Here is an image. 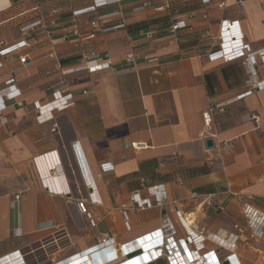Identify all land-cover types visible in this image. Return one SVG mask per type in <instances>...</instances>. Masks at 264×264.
<instances>
[{
    "label": "crops",
    "instance_id": "0c3cea01",
    "mask_svg": "<svg viewBox=\"0 0 264 264\" xmlns=\"http://www.w3.org/2000/svg\"><path fill=\"white\" fill-rule=\"evenodd\" d=\"M5 1L0 7V43L29 37L31 33L21 29L40 21L44 29L37 27L34 35L49 31L62 60L38 65L36 74L17 83L20 97L15 102L24 106L11 102L2 112L0 264L15 263L10 257L17 250L30 264L35 252L46 263L95 251L105 235L118 243L141 237L160 226V211L134 209L128 197L138 192L141 198H151L152 187L158 185L185 217L204 201L215 211L224 210L206 223L212 234L225 230L227 219L238 210L242 215V207L252 200L261 231L239 242L236 255L240 264H264V90L238 99L246 77L240 62L207 57L218 48L223 21L237 22L236 33L253 50L263 48L264 1L165 0L167 7L156 10L161 0H152L147 8H139L140 0H130L94 8L74 20L73 13L92 7L93 0ZM118 11L106 21L122 22L123 27L85 38L96 16ZM176 18L185 19L186 26L172 31ZM48 46L45 42L24 53L37 61ZM91 54H106L113 69L64 75ZM128 54L135 59V69L120 72ZM4 80L0 78V87ZM57 89L72 94V106L37 123L30 117L33 103L49 100ZM209 110L212 125L205 131L202 114ZM250 115L258 116L257 124L247 119ZM207 138L214 143L210 149L204 146ZM133 143L143 147L134 149ZM74 144L98 200L90 207L95 228L86 225L77 208L92 189L84 185ZM51 152L64 195L51 194L39 184L33 161ZM103 164L112 169L103 172ZM23 185L29 191L16 206L13 196ZM40 246L43 251L32 252Z\"/></svg>",
    "mask_w": 264,
    "mask_h": 264
},
{
    "label": "built area",
    "instance_id": "2783aa9c",
    "mask_svg": "<svg viewBox=\"0 0 264 264\" xmlns=\"http://www.w3.org/2000/svg\"><path fill=\"white\" fill-rule=\"evenodd\" d=\"M130 0H93V6L87 9L76 11L73 13L74 18L86 11L94 8L104 7L110 4L121 3ZM139 8H147L153 6L152 0H140ZM264 1V0H260ZM162 4L155 6L156 10H162L167 7L165 0L160 1ZM208 3L209 0H203ZM119 11L109 15H98L90 23V31L85 35L86 39L95 38L96 34L118 29L123 27V23L111 25L106 21L108 17L118 16ZM73 22V21H72ZM56 25V22H53ZM237 22L223 21L220 25L218 40L220 41L218 48L207 54L210 61L222 60L224 63L239 61L245 71V90L238 96V99L250 96L253 93L264 90V47L253 50L250 45L244 42L242 37L236 33ZM186 26L185 19L176 18L170 30L176 31ZM43 30L40 21L32 22L21 29V32L31 33L29 37L6 45L0 43V78L5 79L0 87V123L2 122V112L6 110L8 104L13 102L17 108L24 105L15 102L20 97V91L16 88L17 83L28 79L36 74L38 65L47 62H59L62 57H57L52 46L51 33L44 32L41 37L34 35V30ZM49 43L47 53L40 60H31L27 53V49L34 46ZM82 55V54H81ZM157 59H151L149 62H155ZM113 69L106 54H91L84 59L80 66L66 69L64 75L76 72H86L88 74ZM135 69V59L132 54H128L124 60V65L120 72L132 71ZM64 88V87H63ZM73 104V96L70 93H62L61 89L51 92L50 99L45 101H37L33 103V110L30 117L37 123L42 124L54 118V115L69 109ZM247 119L258 123L257 115H250ZM202 121L205 131H209L212 125L211 110L202 114ZM13 131V128H12ZM77 144L72 146L76 157L82 167V179L86 188H91L92 192L85 200L77 203V208L82 214L86 225L89 228H95L97 222L94 219L90 207L97 204L98 200L94 198V186L90 181L89 172L82 164V157ZM134 149H141V144L133 143ZM225 148V144L223 146ZM83 161V160H82ZM39 184L42 189L51 194L64 195L66 189L64 184L58 177L59 171L56 167L59 165L54 154L47 153L41 158L34 159ZM42 168H41V167ZM112 166L103 164L101 170L109 171ZM29 191V187L23 185L13 196V204L18 205L24 193ZM151 198H141L138 192L129 195V202L134 209L144 211L149 209H158L160 211V226L145 235L135 238L131 241L118 243L113 237L104 236L96 245L95 251H89L91 257L97 255L91 262L86 261V254L76 253L72 257L60 258L50 261L51 264H155L163 261L165 264H240L236 255L239 242H246L247 239L258 236L261 231L259 218L253 217L250 203L242 207V218L244 227L239 224L232 226L235 234H231L227 229L219 230L212 234L201 229L193 221L192 224L186 225L184 220L185 214L182 215L177 207L170 205L167 200L166 192L161 185L154 186L151 189ZM203 204L211 207L210 201H204ZM169 207V210L166 209ZM175 220L171 219V216ZM124 226L129 228L128 219L124 214ZM175 224H174V222ZM14 236H19L18 229L12 231ZM210 245V246H209ZM42 246L36 247L32 252L38 251ZM62 246L57 245L56 251ZM141 249V251H139ZM105 252V253H104ZM32 257V264H42L45 260L41 256ZM44 254V253H43ZM46 257V256H45ZM10 258L16 260L13 264H30L25 255L17 250L11 254Z\"/></svg>",
    "mask_w": 264,
    "mask_h": 264
},
{
    "label": "rangeland",
    "instance_id": "374dc122",
    "mask_svg": "<svg viewBox=\"0 0 264 264\" xmlns=\"http://www.w3.org/2000/svg\"><path fill=\"white\" fill-rule=\"evenodd\" d=\"M232 71H234V70H232ZM223 212H224V210L215 211L212 208V206L209 207L206 204H203L201 207H198V209L196 211H192L193 215H191V218H189V220L196 222V225L198 227H200L201 229L206 231V229H207L206 223H209L210 221H212V219L214 217H216V215H218L220 213H223ZM221 215H224V214H221ZM228 217L229 216H227V218ZM227 220H228L227 222L229 224L228 226H230L231 228L235 224H239V225H242V226L244 225L243 218H242V215L240 213V210H238L236 216H230V218H228ZM228 226H226L225 229L229 228ZM246 248H247V246H246Z\"/></svg>",
    "mask_w": 264,
    "mask_h": 264
},
{
    "label": "bare ground",
    "instance_id": "6f19581e",
    "mask_svg": "<svg viewBox=\"0 0 264 264\" xmlns=\"http://www.w3.org/2000/svg\"><path fill=\"white\" fill-rule=\"evenodd\" d=\"M2 1V0H1ZM0 7H2V6H6L7 5V2L4 0V1H2V2H0ZM191 217V215H189V216H186L185 218V220H184V222H185V224L186 225H188V224H192L193 223V221H190L189 220V218ZM94 251V250H93ZM139 251H141V249H139ZM95 259V256H90V255H88V251H86V261H89V262H91L92 260H94Z\"/></svg>",
    "mask_w": 264,
    "mask_h": 264
},
{
    "label": "water",
    "instance_id": "95a60500",
    "mask_svg": "<svg viewBox=\"0 0 264 264\" xmlns=\"http://www.w3.org/2000/svg\"><path fill=\"white\" fill-rule=\"evenodd\" d=\"M214 145L213 141L211 138H207L204 140V146L206 149H210L212 148ZM43 264H51L50 262H46V263H43Z\"/></svg>",
    "mask_w": 264,
    "mask_h": 264
},
{
    "label": "clouds",
    "instance_id": "9594fccd",
    "mask_svg": "<svg viewBox=\"0 0 264 264\" xmlns=\"http://www.w3.org/2000/svg\"><path fill=\"white\" fill-rule=\"evenodd\" d=\"M77 166H78V169H79V171H80V174L82 175V172H81L82 167H81L79 161H78V163H77ZM81 177H82V176H81Z\"/></svg>",
    "mask_w": 264,
    "mask_h": 264
}]
</instances>
